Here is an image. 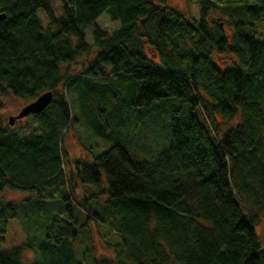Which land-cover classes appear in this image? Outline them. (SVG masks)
<instances>
[{"label":"trees","instance_id":"1","mask_svg":"<svg viewBox=\"0 0 264 264\" xmlns=\"http://www.w3.org/2000/svg\"><path fill=\"white\" fill-rule=\"evenodd\" d=\"M196 1L199 15L190 20L167 0H61L58 17L52 0H0V93L31 99L52 93L50 103L31 114L34 125L14 128L0 116V193L4 187L31 192L9 200L0 195V246L10 220L30 210L32 196L54 192H65L69 202L92 200L79 205L81 212L117 235L104 239L111 254L86 258L84 251L81 261L75 221L56 216L34 245L0 250V264H264L255 230L264 221V40L255 27L264 21V0ZM221 7L239 16L230 21V39L207 24L210 10ZM104 11L119 23L111 33L95 24ZM92 46L78 73H60L61 64L88 55ZM213 53L229 54L232 65L220 67ZM111 75L137 81L136 102L143 107L180 99L189 121L171 126L168 149L152 161L135 160L115 143L66 171L59 140L69 110L58 86ZM215 115L239 120L218 138ZM73 177L94 191L75 193ZM102 193L107 197L100 204ZM24 249L33 251L27 261Z\"/></svg>","mask_w":264,"mask_h":264},{"label":"rangeland","instance_id":"2","mask_svg":"<svg viewBox=\"0 0 264 264\" xmlns=\"http://www.w3.org/2000/svg\"><path fill=\"white\" fill-rule=\"evenodd\" d=\"M167 5L183 13L188 19H196L199 15V6L196 0H167ZM51 9L54 17L62 13L61 0H52ZM44 13L38 12V17L45 27L48 19ZM207 24L210 29L218 25L222 33L229 38L231 34L230 21L239 18L235 14L227 15L224 9H212L207 17ZM100 29L109 33L116 30L119 26L118 21L111 20L104 11L96 19L95 23ZM256 36L264 40V21L257 22ZM92 27L84 29L85 40L92 44ZM230 39V38H229ZM146 55H150L154 61L158 59L152 54L151 48L144 44ZM95 47L92 46L88 55H82L68 65H60L62 74L67 68L70 75L78 73L83 64L92 57ZM213 58L220 67L230 66L233 58L229 54L213 53ZM64 82L58 86V91H64L69 110V120L65 129L61 132L59 145L66 152L65 170L74 172L75 160L92 161L93 157L108 149L115 143L121 144L130 153L131 157L138 161H152L161 152L168 149L171 142V126L174 124L188 123L189 111L187 105L178 98H166L155 100L149 107H143L136 101L140 84L132 81L126 76L111 75L106 78L100 77H76L75 81L66 89ZM35 99V98H34ZM34 99L21 98L12 95L10 92L0 93V116L4 123L7 118L12 117L11 127L18 128L27 123L34 125L35 117L25 115L18 117L21 109ZM217 136L220 137L228 128L234 126L239 117L231 121H225L218 115H215ZM64 170V171H65ZM102 183L100 188L104 187L105 178L101 172ZM75 193H82L86 188L88 191H94L93 185L82 187L73 177ZM104 182V184H103ZM0 195L5 199L28 198L31 192L23 190H11L4 187ZM63 193H52L50 196L36 195L28 206V212L25 215L18 216L10 220L7 233L4 235V242L0 250L11 249L23 244L34 242L38 238H43L46 228L52 223L56 216L63 220H74V227L77 232L75 246L77 247V256L82 261V253L85 251L86 258L101 257L111 254V247L105 241L113 242L117 235L105 227L96 225L93 218H86L81 212L79 205L86 208L92 204V200L70 201L63 199L66 197ZM100 204L104 203L107 194H99ZM69 205V210L66 206ZM61 226L62 223L58 222ZM261 244L264 246V221L258 223L255 227ZM98 229V230H97ZM27 234L31 239L28 238ZM106 239V240H104ZM30 249L21 250L22 260L27 261L33 256ZM90 253V254H89ZM91 260V259H90Z\"/></svg>","mask_w":264,"mask_h":264},{"label":"water","instance_id":"3","mask_svg":"<svg viewBox=\"0 0 264 264\" xmlns=\"http://www.w3.org/2000/svg\"><path fill=\"white\" fill-rule=\"evenodd\" d=\"M4 13L0 12V19L4 18ZM52 93L50 91L42 92L38 95L32 102L24 106L18 114V117L21 118L30 113H39L41 112L51 101ZM8 124L11 125L13 122L12 117H8Z\"/></svg>","mask_w":264,"mask_h":264}]
</instances>
